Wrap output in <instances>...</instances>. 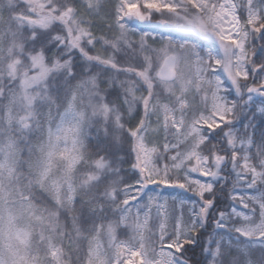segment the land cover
<instances>
[{"label": "snow or ice", "instance_id": "snow-or-ice-1", "mask_svg": "<svg viewBox=\"0 0 264 264\" xmlns=\"http://www.w3.org/2000/svg\"><path fill=\"white\" fill-rule=\"evenodd\" d=\"M0 264H264V0H0Z\"/></svg>", "mask_w": 264, "mask_h": 264}, {"label": "trees", "instance_id": "trees-1", "mask_svg": "<svg viewBox=\"0 0 264 264\" xmlns=\"http://www.w3.org/2000/svg\"><path fill=\"white\" fill-rule=\"evenodd\" d=\"M229 191H230V189H229ZM230 203H232V202L229 200H226L225 202H223L222 207L226 208L228 206V204H230Z\"/></svg>", "mask_w": 264, "mask_h": 264}]
</instances>
